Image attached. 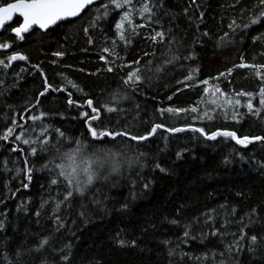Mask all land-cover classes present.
Instances as JSON below:
<instances>
[{
  "label": "trees",
  "instance_id": "16d2710c",
  "mask_svg": "<svg viewBox=\"0 0 264 264\" xmlns=\"http://www.w3.org/2000/svg\"><path fill=\"white\" fill-rule=\"evenodd\" d=\"M11 1L14 0H0V6ZM106 2L101 0L90 5L80 16L58 21L47 30H32L22 35V39L12 33V28L20 24V18L0 30V44L10 45L8 49L0 48V60L7 62V58L14 53L27 57L23 61H13L7 68L0 65V135L7 127H13L11 121L16 119L18 124H24L32 133V139L40 135L41 125H47L50 141L49 152L36 157L27 156L29 167H33L34 171L29 188L24 189L22 183H29L23 172L24 160L30 148L37 145H24L15 141V135L20 134L19 128L7 140L0 139V220H5V228L0 230V252H6L12 264H40L42 259L56 264L59 258V253L50 249L39 253L29 251L37 243V237L32 234L37 233L42 237L48 235L53 227L48 218L52 208L50 197H56L64 191L62 184L49 185L58 169L55 172L38 169L56 157L53 160L54 167L55 163L60 162L59 157L63 152L75 147L66 140L58 144L55 128L65 132L67 137L82 138L87 149L86 155H91L96 149L107 148L123 151L131 158L146 153L142 158L146 165L142 175L153 180L150 190L142 191L143 183L136 187L137 198L134 200L129 196L131 185L127 184L128 177L136 178L134 171H127L124 175L112 174L108 180L94 181L83 198L87 204L88 222L80 224L75 209L67 221L70 225L73 218L78 221L72 225L76 237L63 241L72 244V264H169V260L174 264H195L193 260L179 255L170 258L167 250L168 247H175V243L166 247L160 241H176L183 233L184 223L200 217L209 209H218L221 204L229 206V210L231 206H236V216L229 217L233 220L257 208V213L252 217L254 223L246 232L249 235H264V168L260 167L264 164V143L255 141L242 146L231 138L206 140L191 130L179 133L158 130L155 136L141 142L139 147L135 142H130L131 147L128 148L119 142L89 147L87 126L80 116L81 112L91 113L86 104L88 99H92L95 106L99 107L101 103L111 101L113 92L119 91L129 97L118 102L123 111L103 114L105 125L115 131L127 126L134 133L144 134L145 130L151 129L152 124L162 123L167 127L204 128L209 133L217 129L235 131L240 137L264 136V110L257 116L249 113L246 107L249 99L252 100L253 109L261 107L259 89L264 86V82L255 75V69L233 67L241 63V57L246 64H264V19L249 29L230 34L232 43L226 47H216L217 39L229 31L231 20L247 22V10L255 0H197L198 10L193 5L188 16L183 14V9L188 8L190 0H166L165 8L180 15L171 24V17H164L163 27H172L173 34L181 38L185 45L177 53L181 59L171 64L165 62L169 58L164 54L167 43L154 45L147 39L153 34L151 28L138 29L137 34H132L125 25L126 39L130 42L125 45L119 39L114 25L122 14L120 10L112 11L109 18L101 20L85 34L84 28L96 15V9ZM134 4L138 7V0H134ZM201 12L204 13L202 20L199 19ZM189 16L197 21L199 32L197 24L190 23ZM136 20L134 22L137 24L144 22L143 18ZM177 24L179 29L176 28ZM156 30H160L159 26H156ZM205 31L209 36L200 38L204 43L194 42L193 38ZM89 38L94 42L90 44ZM113 41H116V52L122 58L114 62L113 56L101 51L105 47L112 49ZM189 50L196 59H182ZM56 52H63L64 55L56 56ZM101 55L106 57L108 63L100 59ZM136 60L140 62L138 65L133 63ZM110 66L114 67L112 72L107 71ZM137 67L141 70L142 82L133 91L131 87L123 85L121 78ZM158 67L161 69L159 72ZM229 68H233L231 75H227ZM220 73H226V76L220 77ZM189 74L192 79L186 81L185 77ZM45 79L52 87L37 103V97L44 91ZM204 80L213 83L215 88L219 86L229 99L240 100L236 108L240 114L237 119L232 118L231 108L228 119H225L217 106L205 107L206 85L201 83ZM239 92L253 95L237 97L235 94ZM69 99L74 103L70 105ZM116 103L113 101L112 106H116ZM170 107H195L197 112L172 114L159 111ZM41 112L46 113L41 120L28 119ZM204 113L214 116V119L199 118ZM21 116L25 119L21 120ZM57 144L59 152L56 147H52ZM13 148L21 151L13 152ZM178 151H181L182 159H177ZM155 162L168 168L169 174L153 170ZM135 171H139V168ZM238 192L243 195L237 196ZM126 197L129 206L120 209ZM42 199H49V204L45 205L38 224L34 213ZM93 199L103 201V205L93 204ZM22 203L26 210L18 212L17 206ZM181 205L186 207L178 214ZM172 219L179 220L180 225L170 224L168 221ZM247 222L246 217L244 223ZM200 223H203V218ZM223 223L224 218L217 216L215 226L219 227ZM237 229L238 225L234 223L227 228L230 232H236ZM209 230L203 229L205 232ZM198 231L194 234H198ZM227 239L231 240L232 237ZM120 240L126 242L124 246L120 245ZM132 241H136L135 246H131ZM61 246L60 243L55 244L57 249ZM181 249L194 256L215 249L216 254H210V258L204 261V264H211L212 259H220L219 253L223 251V246L212 238L205 244L189 240L181 245ZM238 259L240 264H264V252L258 249L253 255L245 249Z\"/></svg>",
  "mask_w": 264,
  "mask_h": 264
},
{
  "label": "snow or ice",
  "instance_id": "6c2138e0",
  "mask_svg": "<svg viewBox=\"0 0 264 264\" xmlns=\"http://www.w3.org/2000/svg\"><path fill=\"white\" fill-rule=\"evenodd\" d=\"M139 6L137 7L134 4V0H107L106 3H102L99 9H96V15L90 21L89 25L84 28L85 34L97 26V24L103 20L107 19L110 16V13L115 10H120L122 13L119 20L115 23L114 27L116 29V34L121 41L125 42V45L130 42L126 39L125 35V25L128 26L132 34H137L138 29L151 28L153 34L147 37L150 39L154 45L165 44L167 43V48L165 50V55L169 58L165 61L168 64L173 63L181 59L177 54L181 48H184L185 45L182 43L181 38H178L173 34V28L168 27L165 29L162 24L164 17H171L169 23H173L177 17L180 15L174 13L169 9L165 8L166 0H138ZM96 0H15L12 3H6L4 6H0V27H3L6 22L13 19L14 14H19V17L23 18V23L18 27L12 28V32L18 38H23L22 33L28 32L30 28L34 25L38 26L41 30H47L50 26L56 25L58 21H63L69 17H78L83 10L88 6L94 5ZM193 5H196L197 10L199 5H197V0H190L188 8L183 9V14L188 16L189 9ZM249 16L247 22H238L236 19L231 20L228 24V32H224L221 37L216 41L217 48L226 47L228 44L232 43V40L229 38L230 34L234 35L236 32L241 29H249L250 26L256 25L264 19V0H255L252 7L247 10ZM163 12V16H161ZM138 15L143 18V23H135L134 16ZM204 13H200V20L203 19ZM244 20L243 14L241 16V21ZM190 23L197 24V32H199V25L197 21L193 20L189 16ZM156 26H159L160 30H156ZM176 28L179 29V25H176ZM186 35V34H185ZM209 33L207 31L200 33L199 37H194V42L204 43L200 38L208 37ZM90 44L94 41L89 38L88 41ZM116 41H113V48L109 49L108 47L103 48L101 51L103 53H108L110 56H113V62L118 59H122L115 49ZM10 45L8 43L0 44V48L8 49ZM155 54V53H153ZM56 56H63V52L54 53ZM148 55V53H144ZM264 55V53H262ZM27 57L19 53H14L7 58V62L0 60V65H3L5 68L9 67L13 61H23ZM100 59L105 63H108V60L104 55L100 56ZM184 60H194L196 59L195 54L192 51H188V54L183 56ZM133 63L139 64V60L134 61ZM151 63V61L149 62ZM38 67V66H33ZM119 67V66H118ZM234 68H249L255 69V75L264 82V64H246L241 57V63L234 65ZM114 69L110 66L107 71L112 72ZM161 69L158 67L157 71ZM23 71V69H21ZM193 71H198V69H193ZM233 68L227 70V75H231ZM43 76L44 73L41 72ZM220 77H225L226 73H220ZM122 83L126 87H131L135 91L140 83L142 82L141 70L139 67L135 68L133 71L128 72L126 77L121 78ZM192 79L191 74L185 77L186 81ZM2 83V82H0ZM179 83V82H178ZM203 85L209 83L208 80L201 82ZM187 87L188 85L185 84ZM52 86L48 83L47 79L44 80V91L40 92L37 97V103H39L40 97H43L45 93ZM215 93H219L221 96L225 97L223 104H217V108L220 109L221 113L224 115L225 119H228L229 108L232 109V118L237 119L239 113L236 111L237 106L240 105V100L229 99L227 94L223 93L219 86L214 89ZM204 92H209L207 87L204 88ZM237 97L240 96H249L251 97L252 93L239 92L235 94ZM129 99L125 94L122 95L119 91H115L111 95V101L101 103L99 107L95 106L92 99H88L86 104L88 108L91 109V113L81 112L80 116L86 124V131L90 137L89 147L94 144L106 145V144H116L119 142L124 145L125 148L131 147L130 142H135L136 146L139 147L141 142H146L150 137L155 136L158 130H163L167 133H179L186 130H191L193 132L199 133L204 139L214 141L217 137L231 138L235 141L237 145L247 146L254 141H259L264 143V136H252L247 135L240 137L235 131L228 130H219L212 132H206L204 128H193L191 126L186 127H167L162 123H154L151 126L150 130H145L144 134L134 133L129 130L127 126L123 130L115 131L112 128L105 125L103 114L108 113H118L123 111L119 107V101ZM171 99V97H169ZM115 101L116 106H112V102ZM68 103L71 105L74 103L71 99L68 100ZM215 104L216 102L213 101ZM259 104L260 108L253 109L252 100L249 99L246 105L249 113L252 115H259L262 110H264V86H261L259 89ZM138 107V106H137ZM215 110V109H214ZM27 111V109H25ZM161 113L168 112L172 114H179L191 111L192 113L197 112V108L193 107L191 109H180V108H167L160 109ZM46 113L41 112L38 116L28 117L31 121H38L45 117ZM207 118L208 120H213L214 116L204 113L203 116L199 117L201 119ZM21 120L25 118L21 116ZM111 121L109 120V124ZM11 124L13 127H7L3 135H0V139L7 140L10 136L13 135V132L16 128L20 129V134L15 135V141H20L24 145H37L30 148L27 152V155L24 160V175L29 183H22L24 189L29 188V184L33 179L32 173L34 171L33 167H29V162L27 156H39L44 153L49 152L50 141L47 135L48 126L41 125V133L36 139H32V133L25 127L24 124H18L16 119H12ZM96 125V126H94ZM54 132L57 133V142L58 144L64 140L68 141L69 145H75L70 151L63 152L59 157L60 162L55 163L53 167V159L48 160L44 165L41 166V169H50V171L55 172V178H52L49 182V185H60L64 186V191L59 193L56 197H50L52 200L51 214L49 219L53 227L51 228L48 235L39 236L37 233L32 235L37 237V243L29 251L31 252H41L42 250L50 249L52 252H58L59 258L56 261V264H72L71 261V243H63L64 239H71L76 237V231L72 228V225L78 223L77 219L73 218L71 220V225L67 223L69 215L75 209L77 215L80 217L79 223L86 224L88 222V213H87V204L84 202V197L86 193L90 190V187L93 186L94 181L96 180H108L109 176L112 174L124 175L127 171L135 172V179L128 177L127 184L131 185L129 188V196L131 199H136V187L140 183H143L142 191L150 190L153 180L148 179L146 176L142 175L143 169L146 166L142 162V158L145 157L146 153H139L135 158L128 157L125 152L116 150L113 151L112 148L107 149H96L91 153V155H86L85 142L82 138H70L67 137L65 132L61 131L59 128H55ZM28 138H25V137ZM167 139V138H166ZM52 145L56 147L57 152L60 151L59 146ZM13 152L21 151L19 148H13ZM177 159H182L181 151L176 153ZM227 162V161H225ZM139 168V171H135L136 168ZM261 168H264V164L260 165ZM159 170L161 174H169V169L162 167L161 163L155 162L153 164V170ZM17 171H20L17 169ZM115 186V184H113ZM19 191V189H17ZM15 195V193H12ZM237 196H242V193H236ZM62 197V198H61ZM107 199V197H105ZM2 202V201H0ZM93 204L102 206L103 201L99 199H93L91 201ZM26 203V202H25ZM49 204V199H42L39 208L34 213L38 218L37 223L39 224V217L43 215V210L45 205ZM128 197L125 198V202L120 205V209L128 208ZM186 207V205H181L177 210L178 214ZM219 209V211H218ZM218 209H209L207 212L202 213L200 217H194L191 221L184 223L183 233L180 237H177L176 241H170L168 239L160 241L166 247L170 243H175V247H168L167 255L172 258L176 255H179L181 258H186L188 260H193L195 264H204L205 260L210 258V254H216L215 249H210L209 252L193 255L191 252H184L181 249V245L187 243L189 240H196L200 244H205L206 241H210L212 238H215L217 242L223 246V251L219 253L220 259L217 261L215 259L211 260V264H240L238 259L239 255L247 250V252L255 255L257 250L264 252V235L252 234L249 235L246 232V229L254 223L252 217L257 213V208H252L249 211H246L244 215L240 216L238 220L229 219V217H235L237 214L236 206H229L221 204L218 206ZM26 210L25 204L22 203L17 206V211ZM5 218H6V214ZM217 216H222L224 218V223L219 227L215 226V220ZM248 218V222L244 223L245 218ZM201 218H203V223H200ZM172 225H180V221L177 219H172L168 221ZM238 225L236 232H230L227 230L228 226L231 224ZM5 228V220H0V230ZM204 228H209L210 230L205 232ZM63 230V231H62ZM198 234H194L197 232ZM59 234V236L57 235ZM231 236L232 239L228 240L227 238ZM56 243H60L62 246L57 249L55 247ZM121 246L125 245L124 240L119 241ZM136 241L131 242V246H135ZM179 250V251H178ZM20 253L17 251V256ZM0 262L2 264H12L8 258L6 252H0ZM40 264H50L47 259H42ZM169 264H174L172 260H169ZM180 264V262H176Z\"/></svg>",
  "mask_w": 264,
  "mask_h": 264
},
{
  "label": "rangeland",
  "instance_id": "374dc122",
  "mask_svg": "<svg viewBox=\"0 0 264 264\" xmlns=\"http://www.w3.org/2000/svg\"><path fill=\"white\" fill-rule=\"evenodd\" d=\"M120 18V17H119ZM141 17L137 16V18H135L134 16V21L136 19H140ZM137 21V20H136ZM139 24V23H138ZM206 87L209 89V92L206 93V100L207 103L205 104V107H216L217 104H223L225 98H223L219 93H215L214 89L215 86L213 83H208L206 85ZM213 101H215L216 103L214 104ZM209 102V103H208Z\"/></svg>",
  "mask_w": 264,
  "mask_h": 264
},
{
  "label": "water",
  "instance_id": "95a60500",
  "mask_svg": "<svg viewBox=\"0 0 264 264\" xmlns=\"http://www.w3.org/2000/svg\"><path fill=\"white\" fill-rule=\"evenodd\" d=\"M99 1H101V0H96V3L99 2ZM12 2H15V0H14V1H11V2H9V3H12ZM96 3H95V4H96ZM3 6H4V5H3ZM83 11H84V10H83ZM83 11H82V12H83ZM81 14H82V13H81ZM81 14H80V15H81ZM80 15H79V16H80ZM16 18H20V24L23 23V18H22V17H19V14L17 13V14H14L13 19H12L11 21L6 22V24H5L3 27H0V30L3 29L4 27H7V26L11 25V24L13 23V21H14ZM69 18H75V17H69ZM66 19H67V18H66ZM20 24H19V25H20ZM19 25H18V26H19ZM18 26H16V27H18ZM14 28H15V27H14ZM35 29H37V30H41V29L38 28V26H35V25H34L32 28H30V29L28 30V32L22 33L21 35H25V34L29 33V32L32 31V30H35ZM41 31H44V30H41ZM12 33H13V32H12ZM13 34H14V33H13ZM14 35H15V34H14ZM234 142H235V141H234ZM254 142H255V141H254ZM256 142H258V141H256Z\"/></svg>",
  "mask_w": 264,
  "mask_h": 264
},
{
  "label": "bare ground",
  "instance_id": "6f19581e",
  "mask_svg": "<svg viewBox=\"0 0 264 264\" xmlns=\"http://www.w3.org/2000/svg\"><path fill=\"white\" fill-rule=\"evenodd\" d=\"M254 36V35H253ZM252 37V36H251ZM260 46V45H259ZM254 56V55H253ZM216 64V63H215ZM217 65V64H216ZM114 68V67H113ZM221 69V68H220ZM214 82V81H213ZM191 122V121H190Z\"/></svg>",
  "mask_w": 264,
  "mask_h": 264
}]
</instances>
